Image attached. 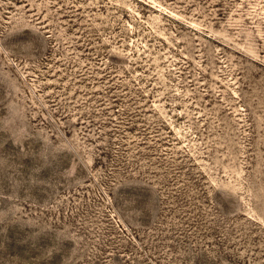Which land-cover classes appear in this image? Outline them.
Segmentation results:
<instances>
[{
	"label": "rangeland",
	"instance_id": "374dc122",
	"mask_svg": "<svg viewBox=\"0 0 264 264\" xmlns=\"http://www.w3.org/2000/svg\"><path fill=\"white\" fill-rule=\"evenodd\" d=\"M0 264H264V0H0Z\"/></svg>",
	"mask_w": 264,
	"mask_h": 264
}]
</instances>
